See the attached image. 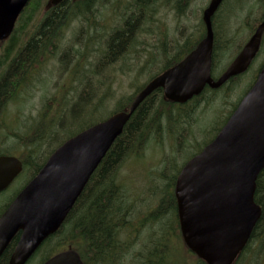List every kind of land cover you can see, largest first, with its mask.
<instances>
[{"label":"water","instance_id":"obj_1","mask_svg":"<svg viewBox=\"0 0 264 264\" xmlns=\"http://www.w3.org/2000/svg\"><path fill=\"white\" fill-rule=\"evenodd\" d=\"M64 0H49L47 7ZM224 0H210L203 13L206 36L177 65L153 78L129 108L74 135L49 156L37 175L0 216V257L17 233L9 264H26L37 248L59 230L91 175L123 132L139 105L161 88L165 98L185 103L206 86L221 87L244 73L262 43L264 20L238 57L212 77V18ZM30 0H0V41L7 40ZM23 170V162L0 155V192ZM264 170V66L254 85L216 137L181 169L175 184L180 230L186 246L207 264H233L252 237L262 215L254 199ZM43 264H84L69 249Z\"/></svg>","mask_w":264,"mask_h":264},{"label":"trees","instance_id":"obj_2","mask_svg":"<svg viewBox=\"0 0 264 264\" xmlns=\"http://www.w3.org/2000/svg\"><path fill=\"white\" fill-rule=\"evenodd\" d=\"M196 1L197 0H64L60 4L48 8L47 5L49 4V0H31L20 15L17 26L9 39L0 41V118L20 88L26 85V81H28L30 75L36 70H39L37 74L41 73L44 66L41 68H38V66H40L42 60H46L47 57L48 59L57 58L60 64L66 65L67 67L70 61L74 59L73 57H69V55H71L69 51L72 52L69 46V51L62 52L61 44L56 41V32L60 29V25L65 23L71 26L73 21L83 24L78 27V31L73 33L76 34L72 47L75 48L77 52L84 48L85 45L90 46L93 44V46H95V43H103L104 41L103 49L101 51L99 50L100 55L98 56L95 66H97L96 68L98 70H100L101 66H108V69L105 67V72L107 73L111 66H114L122 58L126 57L131 51V47L139 45L141 36L138 35V33L140 34L142 32V28L145 29L147 25L155 24L153 21L154 19L156 21L157 16L154 12L158 9V6L174 9L178 14L180 11L190 9ZM237 1L242 3L240 6H243L251 0ZM253 1L258 7L257 9L261 11L264 10V0ZM106 2L112 4L110 7L115 14H117L119 10V14L115 18L116 22L122 25L123 20L126 23L122 26L121 31L115 28V31L111 32V34L106 37L101 35L97 36V32L87 30L88 25H90L89 20L90 18H96L99 19L97 22L100 23V18L103 19L104 13L101 12L99 6L96 7V5ZM224 2L225 0L222 2L221 6ZM221 6L213 17V28L215 33L213 51L214 71L218 65V57L221 51H225L229 46L226 45L225 48L222 49L223 47L220 44L222 37L220 36L218 27L221 22L219 20H221L222 16ZM199 12L201 13V11ZM263 19L264 12H261V15L256 19H251L250 14H248L245 18V24L250 35L254 33L258 24ZM201 23L203 25L202 18ZM223 30L227 33V30L224 28ZM67 32L69 35L72 33V29H68ZM204 35L205 29L201 32L200 38L197 41ZM61 39L62 38L59 36V41ZM66 40L67 38L64 42ZM227 41L229 42L228 39ZM243 42L244 41H241L240 44L237 45L238 49L242 48ZM176 46H178V42L174 43L168 51V48H165L164 45L162 47H157L155 44L154 47L156 50H159V52L154 55V58L153 55H150V58H148L146 62L147 68L151 64L155 65L156 61L154 60H157L158 57L165 60V64L162 65L163 67L161 66L162 68L159 67L154 74L150 75V78L155 77L161 73L163 69L180 61L195 45L190 47L179 57H177L176 54L182 46L179 50L176 49ZM91 51L93 52L92 54H95L93 56H96L97 52L94 50ZM73 52H75L74 49ZM171 52L174 54L171 55ZM72 54L76 55L77 53ZM54 55L57 57H54ZM138 55L140 58H135L137 61L141 59L140 53ZM131 59H133V56H131ZM84 61L87 62L88 59ZM95 66L89 69L90 73L86 78H82L78 75V73H80V66L75 68L76 72L73 77H79V85H83V81L86 79L88 80L86 86L80 88L81 91L78 97L71 103L73 108L79 107L80 105L83 107L84 105L92 103L93 100H97L96 102L98 103H103V100L98 99V96L106 85H95L94 76L91 73L94 71ZM234 81L235 80L232 79L225 87H228V90H230V85H232ZM145 83L136 88V93L142 89ZM93 85H95V87H93ZM207 91H211L214 94L216 90L206 89L187 104L192 101L198 103ZM88 96H90L89 99H87ZM214 98L215 96L212 97V100ZM129 105V102L120 106L118 105L113 113L123 111L127 109ZM185 105L186 104H178L165 99L162 89L153 92L139 105L125 125L121 135L117 137L92 174L82 194L69 213L64 225L60 228L58 233L64 235L60 242L61 250H76L80 254L84 264H121V262L130 255V247L135 244L131 236H136L143 231L148 226L146 224L147 222L151 221L152 224H157L156 227H158L159 230V228L165 226L166 221L171 218L173 212L175 213L177 226L179 225L174 188L177 176L185 163L178 170L177 174L174 175L172 183L163 187L162 191H158L161 197L158 200L157 206L146 213L137 210L138 207H136L133 201L138 199L132 196L134 191H130L131 188L126 185L125 181L127 177H120V169L129 157H137L139 152H141L151 140H156L157 137L163 135L165 132L177 136L180 141L177 142L178 144L176 145H179L184 135L182 132L179 133L178 130L182 129L183 123L187 122L188 119V112ZM236 106L237 103L234 105L233 110ZM82 109L83 108L80 110ZM233 110H230L228 117H230ZM46 114L45 112L40 116V122L45 119ZM173 121L177 123L176 127L172 125ZM52 126H54L53 122H50V124L47 125L46 131L50 130ZM41 130L38 132V130L35 129L32 130L33 132L31 133L28 131L26 136H18V139L26 147V153H29L26 157L23 156L22 160L27 171L30 169L29 171L32 172V177L38 173L48 157L46 156L44 161L37 164L35 158L31 157L32 152H29V150L34 152L32 147L41 149L45 145L50 146L48 144L49 135L45 134L44 131L41 132ZM166 171L167 169L165 166L160 170L158 173L160 179L166 178ZM254 198L256 203L262 208V215L254 228L249 244L239 257L238 262L239 260L241 261L245 252L251 253L250 249L253 248L252 244L256 243L254 253L249 260L255 262V264H259V259H262L264 262V170L257 179ZM143 199L144 198H140V201L142 202ZM134 214L136 215L134 216ZM135 218L138 219L134 220ZM162 218L164 219L162 220ZM137 220L139 223L135 222ZM157 232L158 231L152 232L151 235H153L154 238L150 239L152 240L150 242L151 246L149 247V243L144 244L147 248L143 253L136 252L134 255L131 254L132 258L135 257L136 260L139 259V264L163 263L162 261L164 260L162 257L158 259L160 254L158 247L164 245L167 238H158ZM177 234L185 251L188 253L186 259H191L195 255L185 247L179 226ZM18 237L19 234L15 236L0 257V264H9ZM169 251L170 249L168 246L165 253L167 254ZM257 253L258 255L256 256ZM169 254H167L168 257ZM195 258V264H206L203 260L197 257ZM238 262L236 264H238ZM164 264L171 263L164 262Z\"/></svg>","mask_w":264,"mask_h":264},{"label":"rangeland","instance_id":"obj_3","mask_svg":"<svg viewBox=\"0 0 264 264\" xmlns=\"http://www.w3.org/2000/svg\"><path fill=\"white\" fill-rule=\"evenodd\" d=\"M209 1L210 0H197L190 9L178 12L179 15L169 8H164L156 15L157 19L156 21L154 19V25H147L145 29L142 28V32L140 34L138 33V35L141 36H139V45L131 47L132 49L126 57L112 66L110 72L108 70L107 75L113 77V83L108 87L104 86L102 92L99 94L98 99H102L103 103H98L96 102L97 100H93L92 103L84 105L83 107L80 105L79 107L73 108L71 103L78 97L81 91L80 88L86 86L88 79L83 81V85H79V77H73V72L76 71V69L71 73L61 74V72L64 73V71H66L65 69H69L74 65V68L78 66L82 68L79 69L80 73H78V75L82 78H86L90 73L89 69L93 68L97 63L98 56L100 55L99 50L101 51L104 46L103 40V43H97L99 49L97 50L96 56H93L95 54H92L93 52L91 51L92 57L85 58L88 59L87 62L84 61L85 59L83 62H74V59H72L70 64L64 67L63 64L61 65L59 63L57 58H49L48 61L45 62L46 64L42 63L39 66V68L44 66L41 73L37 74L39 70H36L30 75L28 81H26V85L20 88L14 99L8 104L3 115H1L0 154L5 153L16 157H26L29 153H26V147L18 139V136H26L28 131L31 133L33 132L32 130L35 129L39 132L42 128L41 132L44 131L45 134L49 135L48 144L50 146L45 145L41 149L32 147L34 152L29 150V152H32L31 157L35 158L37 164H40L45 160V157L51 150L58 147L65 140L107 119L118 105L120 106L129 102L131 96L136 92V88L145 83L151 77L150 75L154 74L159 67L165 64V60L158 57L157 60H154L156 64L147 68V59L150 58V55L154 57V55L159 52V50H156L154 47L155 44L157 47H162L164 45L169 51V48H171L174 43L178 42L176 49L179 50L181 46L182 48L177 52V57L181 56L190 47L195 45L200 38L199 32L202 28L201 13ZM241 4L242 3L237 0H225L221 6L222 16L221 20H219L221 22L218 27L220 36L222 37L220 44L223 47L222 49H224L226 45L229 46L225 51H221L218 57V65L215 69L216 75H218L223 68L227 67L238 53L240 48L238 49L237 45H239L241 41L245 43L250 38L249 31L245 24V18L248 14H250L251 19H256L261 15V12H264V10L261 11L257 9L258 7L253 0L250 2L248 1L243 6H240ZM199 11H201V13ZM103 13H105V10ZM79 25L81 26L83 24H74L75 31L72 30V33L67 36V40L61 44L62 52L69 51L68 46L72 52L73 49L76 50L72 47L76 34L73 33L78 31ZM223 28L227 30V33ZM98 35L99 34H97V36ZM135 50L139 51L141 55V59L138 61L131 59L132 51ZM173 54L174 53L171 52V55ZM54 57L57 56L54 55ZM263 63L264 48L254 59L248 71L235 78L236 81L230 85V90H228V87H225L215 91V95L213 92L207 91L198 103L192 101L186 104L185 107L187 108L188 119L187 122L183 123L182 129L180 128L181 130H178L179 133L182 132L184 135L179 145H176L178 144L177 142L180 141L177 136L165 132L163 135L157 137L156 140H151L146 147L139 152L137 157H129L120 169V177H127L125 183L131 188L130 191H134L132 196L138 199L133 201L136 207H138V211L146 213L157 206L158 200L161 197L158 191H162L163 187L169 183L171 184L174 175L177 174L181 166L202 150V148L215 137L217 132L227 121L230 110H233L237 101L252 85ZM122 66H128L130 69L127 67L123 68ZM213 96H215V98L212 100ZM89 98L90 96H88L87 99ZM81 108H83V111L80 110ZM45 112L47 113L46 117L40 122V116ZM50 122H53L54 126L46 131L47 125L50 124ZM172 125L176 127L177 123L173 121ZM164 166L167 169L165 173L166 178L160 179L158 173ZM29 170L30 169H28V171L27 169L23 170L9 187L0 193V216L32 178V172ZM140 198H144L142 202ZM135 215L136 214H134V216ZM136 219L138 218L134 220ZM163 219L164 218H162V220ZM135 222L139 223L138 220ZM146 224L148 226L146 225L147 227L143 231L136 236H131L135 244L130 247V255L124 259L121 264H139V259L136 260L135 257L132 258L131 254L134 255L136 252L143 253L147 248L144 244L149 243V247L151 246L150 242L152 240L150 239L154 238L153 235H151L153 231H158V238H167L164 244L165 246L162 245L158 247L160 252L158 259L162 257L164 260L162 264H164V262L184 264L187 261L186 258L188 257V253L185 251L177 234L178 226L175 213L172 212L171 218L166 221L165 226L159 228V230L158 227H156L157 224L154 225L151 221ZM63 237L64 235L59 233L54 243H45L42 249L43 253L40 255L38 254L39 256H37L36 260V257L30 259L27 264H40L49 254L57 249H61V246H58V244H60ZM168 246L170 249V254L167 252L169 257L165 253ZM53 247L54 249H52ZM252 247L253 248L250 249L251 253L245 252L238 264H255V262L249 259H251L254 253L256 243H253ZM257 255L258 253L256 256ZM189 263L195 262L192 260L189 261ZM258 263L264 264L262 259H259Z\"/></svg>","mask_w":264,"mask_h":264},{"label":"flooded vegetation","instance_id":"obj_4","mask_svg":"<svg viewBox=\"0 0 264 264\" xmlns=\"http://www.w3.org/2000/svg\"><path fill=\"white\" fill-rule=\"evenodd\" d=\"M110 3H101V4H98L96 5V7L99 6V8L101 9V12H103L105 10V13H104V16H103V19L100 18V23H98L97 21L99 19H96V18H90V25H88V31H91V32H97L99 35L103 36V37H106L108 35L111 34V32L115 31V28H118L119 31H121L122 29V26L125 25L126 22H124L122 20V25L121 23H118L115 21V18L117 17V15L119 14V10L117 12V14H115L111 7H110ZM164 8V6H158V9L154 12L155 15H157L160 11H162ZM170 10H173L174 13L175 10L174 9H170ZM121 13V11H120ZM122 13H123V10H122ZM132 14V13H131ZM42 21V19H41ZM74 24H79L77 23L76 21H73L72 25H67V24H62L59 26V30L56 32V41L60 44H63L64 43V40L67 38L68 36V32L67 30L68 29H72L75 31V28H73V25ZM81 24V23H80ZM87 25V24H85ZM99 25V26H98ZM80 26V25H79ZM97 26V27H96ZM59 36L60 38H62L60 41H59ZM99 49L97 43L95 44L94 48H93V44L92 45H85L84 48L80 49L79 52H77L75 50V52H69L71 53V55H69V57H73L74 58V62H83V60L87 57H91V50H94L95 52H97V50ZM72 53H77L76 55L72 54ZM140 52L139 51H132V56H133V59L135 58H138L139 57V54ZM140 58V57H139ZM154 58V57H153ZM43 59V58H42ZM71 62V61H70ZM119 62V61H118ZM151 63V62H150ZM66 64H67V61H66ZM62 65V64H61ZM64 66V65H63ZM74 66V65H73ZM264 66V63L262 64V66L260 67L259 71L257 72V75L254 79V83L256 82L257 78H258V75L261 71V69L263 68ZM66 67V65L64 66ZM97 66L94 67V71L91 72L92 75L94 76V79H95V85H106L107 87L110 86L112 83H113V77L112 76H108L107 73L105 72V67H107L108 69V66H101L100 70H98L96 68ZM99 68V67H98ZM66 73H71L72 72V68H69V69H65ZM76 71H74L73 73H75ZM101 72V73H100ZM109 72H110V69H109ZM74 76V74H73ZM253 83V84H254ZM95 85H93V87H95ZM58 235V233L56 234H52L50 235L38 248L37 250L32 254V256L30 257V259H33L34 257L35 260L37 259V256H39L40 254L43 253V246L45 245V243H51V242H55V238L56 236ZM54 249V247L52 248ZM57 253V252H56ZM55 252L54 253H51L48 255V257H46L40 264H42L43 262H45L48 258H50L51 256H53L54 254H56ZM39 254V255H38ZM29 259V260H30ZM28 260V261H29Z\"/></svg>","mask_w":264,"mask_h":264},{"label":"bare ground","instance_id":"obj_5","mask_svg":"<svg viewBox=\"0 0 264 264\" xmlns=\"http://www.w3.org/2000/svg\"><path fill=\"white\" fill-rule=\"evenodd\" d=\"M74 37H75V36H74ZM49 56H50V55H49ZM50 57H51V56H50ZM52 57H53V56H52ZM47 58H48V57H47ZM122 60H123V59H122ZM122 60H121V61H122ZM142 154H143V153H142Z\"/></svg>","mask_w":264,"mask_h":264}]
</instances>
